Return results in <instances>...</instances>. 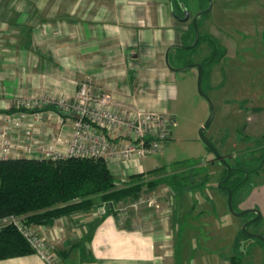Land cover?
<instances>
[{
    "label": "crops",
    "instance_id": "0c3cea01",
    "mask_svg": "<svg viewBox=\"0 0 264 264\" xmlns=\"http://www.w3.org/2000/svg\"><path fill=\"white\" fill-rule=\"evenodd\" d=\"M207 17L200 22L203 34H211L202 30ZM187 26L174 17L171 0H0V112L8 113L17 98H70L87 81L94 94L109 95L117 108L137 107L173 122L179 89L164 52L169 44L180 43ZM208 78L212 83L215 76ZM40 112L43 123H33L36 116L30 113L27 121L35 130H52L64 149L73 119L60 122L56 114ZM144 158L132 167L121 166L123 175L114 177L125 181L148 171ZM244 187L235 193L237 208L259 209L264 224V182L250 184L248 192ZM92 209L41 226L63 264H163L169 237L147 218L131 216L124 222L112 213L96 216ZM97 219L90 239L79 245ZM0 264L46 263L30 253L0 259Z\"/></svg>",
    "mask_w": 264,
    "mask_h": 264
},
{
    "label": "rangeland",
    "instance_id": "374dc122",
    "mask_svg": "<svg viewBox=\"0 0 264 264\" xmlns=\"http://www.w3.org/2000/svg\"><path fill=\"white\" fill-rule=\"evenodd\" d=\"M199 1L190 5L187 0L189 9L205 6L204 0ZM212 3L213 9L207 14L202 30L211 32L208 34L224 48V55L214 70L210 69L214 81L205 79L214 116L204 133L230 165L240 162L245 169H253L264 147V0H212ZM209 52L203 40L191 59L199 62ZM175 75L179 98L174 104L170 140L160 152L145 156L142 165L148 171L158 168L143 172L150 173L146 179H171L176 187L163 182L154 189L144 185L134 198L110 205L97 201L90 209L100 211L103 207L104 212L96 216L112 213L124 222L131 216L147 218L155 229H161L169 237L163 246V251L166 250L163 264H230L235 236L242 233V225L252 217L231 213L226 195L218 189L223 166L213 163V154L198 136L208 115V105L197 92L196 70L191 68ZM257 170L250 173L245 191H249L252 183L264 182V164ZM203 177L207 181L199 185ZM235 198L233 195L235 211L251 209L239 210ZM248 230L264 236L262 223L252 224ZM240 248L242 253L237 254L236 264H264V249L258 239H244Z\"/></svg>",
    "mask_w": 264,
    "mask_h": 264
},
{
    "label": "trees",
    "instance_id": "16d2710c",
    "mask_svg": "<svg viewBox=\"0 0 264 264\" xmlns=\"http://www.w3.org/2000/svg\"><path fill=\"white\" fill-rule=\"evenodd\" d=\"M204 2L205 6L201 4L199 9H205L207 0H204ZM180 3L189 8L187 0H171L172 12L177 16L183 15ZM197 22L200 28V19ZM193 38L194 30L192 25H189L187 33L181 34L180 43L190 44ZM203 40L207 42L210 48L209 54L199 61L204 70L202 86L206 92L205 79L208 78L212 66L217 64L224 55V48L219 45L215 37L200 32L196 46L190 50L173 49L170 52V62L175 66L192 63L191 56ZM45 109H55V107L47 105L38 110ZM14 110L12 106L7 112L10 113ZM261 149L255 160L257 161V167L245 169L240 162L231 165V173L223 185L233 189V195L249 182L250 173L258 171L257 168L264 164V147ZM157 169L154 168L148 172ZM223 172L222 179L226 174L224 167ZM148 175L141 172L129 175L128 180H118L101 158L68 157L59 160L25 157L0 158V217L10 214H22L27 224L50 227L57 218L89 210L97 204V201L110 205V203L125 200L128 197L134 198L144 185L149 189H154L159 183L163 182L172 188L176 187L171 179L163 177L159 181L151 180V178L146 179ZM135 179L137 181L133 183ZM206 181L207 177H203L199 185L204 184ZM219 190L227 195L226 190L223 188ZM261 221L262 217L260 216L253 224L258 225ZM99 222L100 219L92 222L85 238L79 242V245L84 240L90 239L92 231ZM239 235L236 234L233 241L234 254L229 257L230 264L238 263L236 259L242 253L241 242L248 238L243 233ZM259 243L264 249V243L261 240H259ZM30 253H34L32 248L14 226H5L0 229V259Z\"/></svg>",
    "mask_w": 264,
    "mask_h": 264
},
{
    "label": "built area",
    "instance_id": "2783aa9c",
    "mask_svg": "<svg viewBox=\"0 0 264 264\" xmlns=\"http://www.w3.org/2000/svg\"><path fill=\"white\" fill-rule=\"evenodd\" d=\"M47 105L55 107L45 109L43 113L47 116L56 114L60 122L63 117L73 119L64 149L59 148L61 138L52 130L45 132L33 127V123H43L37 118L41 113L38 109ZM13 108L15 110L10 113L0 112V158H101L113 175H123L121 166L132 167L148 154L163 150L173 124L158 113L136 107L117 108L109 95L94 94L87 81L81 82L70 98H17L13 101ZM28 113L36 116L33 123L27 121ZM67 113H76L80 118L74 119ZM42 135L49 140L42 141L39 138ZM101 208L97 214L104 212ZM5 226H14L46 264H63L54 244L43 234L41 225L27 224L22 214H10L0 217V229Z\"/></svg>",
    "mask_w": 264,
    "mask_h": 264
},
{
    "label": "water",
    "instance_id": "95a60500",
    "mask_svg": "<svg viewBox=\"0 0 264 264\" xmlns=\"http://www.w3.org/2000/svg\"><path fill=\"white\" fill-rule=\"evenodd\" d=\"M208 5L205 9H201L197 12L194 13V15L191 17V23H192V27L194 30V38L192 40V42L190 44L184 45L181 43H171L169 44L164 52V63L166 65V67L173 71V72H180V71H184L187 69H191L194 68L197 72V81H196V85H197V92L198 94L207 102L208 105V115L206 118L205 123L202 125V127L199 128L198 131V136L199 139L204 143V145L206 146V148L213 154L214 159H213V163L214 162H219L225 169H226V174L225 177L218 182V188L219 189H224L226 190V204L227 207L229 209V211L231 213H233L236 216H245V215H249L251 213H254V217H252L251 219H249L248 221H246L243 225H242V233L245 237L248 238H256L261 240L264 243V236L258 233H254L251 232L247 229V227L256 222L260 216L261 213L258 209L256 208H251V209H245V210H241V211H235L233 209L232 206V197H233V189H231L228 186H224L223 183L228 179L231 170H232V166L228 163V161L226 160V158L224 156H222L217 148L214 146V144L211 142V140L205 135L204 131L205 129L210 125L213 116H214V107H213V103L210 99V97L207 95V93L204 91L203 86H202V79H203V74H204V70H203V66L199 63V62H192V63H188L182 66H175L172 65L170 62V52L175 49V48H179V49H184V50H190L193 47L196 46V44L198 43L199 40V28L197 25V19L204 14H207L211 11L212 8V1L211 0H207ZM180 6L182 7V11L184 14L183 18H178L177 15H175L173 13V15L179 20V21H187L189 19V10L187 7H185L183 5V3H180ZM68 116L74 118V119H79L80 116L76 113H67Z\"/></svg>",
    "mask_w": 264,
    "mask_h": 264
},
{
    "label": "flooded vegetation",
    "instance_id": "af4514ba",
    "mask_svg": "<svg viewBox=\"0 0 264 264\" xmlns=\"http://www.w3.org/2000/svg\"><path fill=\"white\" fill-rule=\"evenodd\" d=\"M211 1H212V0H211ZM207 5H208V2H207ZM206 7H207V6H206ZM206 7H205V8H206ZM172 10H173V8H172ZM188 10H189V14H190V15H189V19H188L187 21H182V22H187V25H188V26H187V29L189 28V25H192V23H191V17H192V16L194 15V13H195V12H194V13L191 14L189 8H188ZM199 10H201V9H198L197 11H199ZM197 11H196V12H197ZM202 16H203V15H201V16L197 19V21H198L199 19H201ZM174 17H175V16H174ZM183 17H184V14H183L182 16H178V18H183ZM175 18H176V17H175ZM176 19H177V18H176ZM197 25H198V22H197ZM198 28H199V26H198ZM200 32H201V31H200V28H199V33H200ZM254 215H255L254 213H251V214H249V215H247V216L245 215L244 217H246V218H251V217H254ZM252 224H253V223H252ZM252 224H250V225H252ZM250 225H249V226H250ZM253 225H254V224H253ZM256 225H257V224H256ZM256 225H254V226H256ZM249 226L247 227V229L249 228Z\"/></svg>",
    "mask_w": 264,
    "mask_h": 264
}]
</instances>
